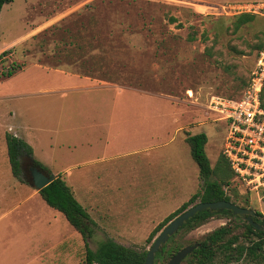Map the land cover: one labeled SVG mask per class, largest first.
<instances>
[{
  "label": "rangeland",
  "instance_id": "rangeland-1",
  "mask_svg": "<svg viewBox=\"0 0 264 264\" xmlns=\"http://www.w3.org/2000/svg\"><path fill=\"white\" fill-rule=\"evenodd\" d=\"M262 1L13 0L3 6L0 264H27L29 257L22 244L30 233L21 232L24 225L15 232L11 212L22 191H10L6 133L18 135L35 160L71 188L91 221L89 249L108 239L138 252L149 249L165 226L147 243L150 232L202 188L185 138L206 135L214 169L226 127L212 111V98L242 95L256 47L264 44V18L234 30L237 9L227 6ZM11 65L20 69L1 76ZM256 200L251 195L237 203L255 207ZM45 208L60 226L36 253L40 264H84L81 235ZM212 226L178 231L153 264H166L169 250L201 241ZM181 264H191V257Z\"/></svg>",
  "mask_w": 264,
  "mask_h": 264
},
{
  "label": "trees",
  "instance_id": "trees-1",
  "mask_svg": "<svg viewBox=\"0 0 264 264\" xmlns=\"http://www.w3.org/2000/svg\"><path fill=\"white\" fill-rule=\"evenodd\" d=\"M12 2L13 0H0V12L4 5ZM255 16L258 15L249 13L237 14L234 21V30H238L242 26L249 24L253 21ZM169 21L174 23L175 19L169 18ZM189 39L191 41L193 38ZM263 47L264 44H260L256 47L257 54ZM7 53L8 51L2 52V54ZM19 69V65H11L10 69L1 73V76L10 77ZM244 86H247V83ZM260 107L264 110V88L260 94ZM4 140L11 174L20 183L29 185L28 182L24 181L21 176L22 159L49 174L48 170L33 158L31 147L21 138L10 133H6ZM184 141L189 148L191 159L198 168L199 178L202 181V188L199 192L193 194L174 212L166 216L150 232L146 239L147 243H150L155 238L156 234L176 216L187 210L196 199H199V202L202 203L215 202L219 199L230 200L231 197L239 199V196L234 189L224 190L227 186H229L232 178L229 165L224 157L221 156L217 161L216 167L214 169L211 168L205 153V145L207 143L206 135L204 133L188 135ZM211 175H215L216 179L213 181L209 180ZM225 193H228L229 197L226 196ZM38 194L48 207L61 213L70 227L81 235L85 246L84 264H143L146 252H138L133 249L126 248L110 239L100 242L94 251L89 249L88 239H90L93 234L91 221L86 211L75 199L71 188L61 179L60 176H56L54 181L38 191ZM207 212L209 211L205 210L197 213L186 223L189 224V222H193L194 226L198 225ZM190 256L194 257L195 264H207L210 260L209 255L205 253V243L203 242L200 243L198 248L195 249Z\"/></svg>",
  "mask_w": 264,
  "mask_h": 264
},
{
  "label": "built area",
  "instance_id": "built-area-1",
  "mask_svg": "<svg viewBox=\"0 0 264 264\" xmlns=\"http://www.w3.org/2000/svg\"><path fill=\"white\" fill-rule=\"evenodd\" d=\"M237 14L249 13L264 18V1L227 6ZM264 88V47L258 52L249 74L248 85L236 100L212 98V111L226 127L222 155L232 173L229 186L240 198L256 197L255 210L264 215V110L260 94ZM249 202V201H248ZM251 204V202H250Z\"/></svg>",
  "mask_w": 264,
  "mask_h": 264
},
{
  "label": "flooded vegetation",
  "instance_id": "flooded-vegetation-1",
  "mask_svg": "<svg viewBox=\"0 0 264 264\" xmlns=\"http://www.w3.org/2000/svg\"><path fill=\"white\" fill-rule=\"evenodd\" d=\"M31 167H34L31 165V163L24 159L21 160V176L23 178H31ZM225 195L229 197L228 193H225ZM239 199L247 201L240 197ZM220 201L228 202L235 206L245 208L238 205L237 199L232 197L230 200L219 199L215 202ZM247 209L252 210L254 214L241 217L234 215L231 210L227 209H206L209 212L204 215L205 217L198 223V225L211 224L213 226L207 230L201 241L194 242L187 246H196L195 249H197L200 243H205V253L209 255L210 258L207 264H213L215 261H217L219 264H264V215L260 214L257 210H255L254 207H251V205ZM247 217H249L251 222L257 225L258 228L253 227ZM187 221H185L181 227H179L172 235H170L165 243L160 245L159 249L154 254V258L165 251L166 244L170 241V238L175 233L185 228L191 229L195 226H198H194L193 222H189V224H187ZM195 249H193V251ZM180 250H169L171 253L170 258ZM192 252L189 253L179 264L191 257L190 255ZM191 264H195L194 257H191Z\"/></svg>",
  "mask_w": 264,
  "mask_h": 264
},
{
  "label": "crops",
  "instance_id": "crops-1",
  "mask_svg": "<svg viewBox=\"0 0 264 264\" xmlns=\"http://www.w3.org/2000/svg\"><path fill=\"white\" fill-rule=\"evenodd\" d=\"M6 47L7 45L0 47V51H3ZM66 74L67 76H70L71 78H74V79H78L80 81L91 82V80H93L95 82H99L87 76L76 75L75 73H66ZM81 88L87 89L86 85H82ZM77 89L78 87H65L63 91L77 90ZM13 131L14 129H12V133ZM12 135L19 137L18 135H15V134H12ZM49 174L51 173L49 172ZM54 176L56 177L57 175H54ZM13 181H15V178L11 174V179L9 180L10 191L12 190L13 193L15 192L17 193V191L19 190L22 191L21 197L18 199V201L15 199L11 207V212L15 214V217L17 219L16 224L18 225L15 232H20L21 230L20 227L24 225V228H22L23 231L21 232L30 233L28 236L26 235L27 237L26 239L29 240V242L27 244L25 243L22 244L23 246L27 245L28 247V252L26 254H28L29 257L26 263L27 264L28 263H32V264L44 263V262L39 261L40 258L36 257V253L40 251V249L43 247V244H45V242L48 239L54 238L56 233L57 234L59 233L60 225L54 224L55 221L57 222L59 221V218L54 212H51L50 210H46L47 208L45 207H48V206L41 199V197L39 196L36 190L32 189L30 186H26L27 184L16 182L18 181L17 179L15 182ZM48 208L51 210H54L50 207ZM28 228L31 229V231H29Z\"/></svg>",
  "mask_w": 264,
  "mask_h": 264
},
{
  "label": "water",
  "instance_id": "water-1",
  "mask_svg": "<svg viewBox=\"0 0 264 264\" xmlns=\"http://www.w3.org/2000/svg\"><path fill=\"white\" fill-rule=\"evenodd\" d=\"M30 176L29 186L36 190L37 192L49 185L54 181L55 176L52 174H48L47 172L42 171L39 168L31 167L30 168ZM26 179V178H25ZM27 180V179H26ZM206 209L216 210V209H227L231 210L234 215H238L244 217L246 215H253V211L247 208H241L239 206H235L228 202H212V203H197L187 210H185L182 214L174 218L170 221L164 229L157 235V237L153 240L151 246L146 251L145 258L143 264H153L154 263V254L159 249L160 245L165 243L170 235H172L179 227L183 225L185 221L192 218L196 213L201 212ZM251 225L255 228H258L257 225L251 222L250 218L247 217ZM196 246H186L181 249L178 253L173 255L167 262V264H179L189 253L195 249Z\"/></svg>",
  "mask_w": 264,
  "mask_h": 264
}]
</instances>
